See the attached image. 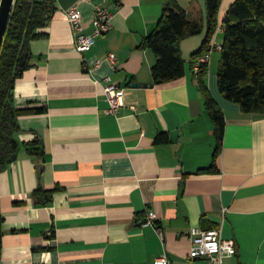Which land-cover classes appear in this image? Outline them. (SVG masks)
Returning a JSON list of instances; mask_svg holds the SVG:
<instances>
[{
	"label": "crops",
	"instance_id": "0c3cea01",
	"mask_svg": "<svg viewBox=\"0 0 264 264\" xmlns=\"http://www.w3.org/2000/svg\"><path fill=\"white\" fill-rule=\"evenodd\" d=\"M176 1L202 31L181 41L184 75L155 84L156 56L141 42L163 0H54L46 35L31 41L29 66L11 89L16 108L46 110L17 117L18 139L40 138L42 154L22 147L0 171V264H159L163 253L171 264H197L188 233L203 224L235 241L223 264H264V115L243 113L221 94L220 50L213 49L205 79L225 116L215 153L214 124L189 63L207 32L205 0ZM233 1L221 0L218 24ZM75 4L85 33L96 5L113 13L110 30L82 53L66 17ZM106 78L124 88L115 113ZM159 133L168 139L157 142ZM39 186L53 190L47 205L32 196Z\"/></svg>",
	"mask_w": 264,
	"mask_h": 264
},
{
	"label": "trees",
	"instance_id": "16d2710c",
	"mask_svg": "<svg viewBox=\"0 0 264 264\" xmlns=\"http://www.w3.org/2000/svg\"><path fill=\"white\" fill-rule=\"evenodd\" d=\"M220 3L221 0H205L207 32L199 49L191 54L189 62L204 99L205 112L214 124L215 153L222 145L225 116L207 87L205 78L208 65L201 64L197 72H194L193 66L199 56L211 50ZM54 11V0H14L0 49V171L17 158L22 147L31 155L42 154L40 138L28 143L18 139L17 117L43 113L46 108H16L11 89L29 66L31 41L46 35L44 28ZM221 25L224 29L217 71L219 90L227 100L239 104L243 113L264 115V0H234ZM201 31V21L190 18L176 0H163L155 28L141 42V47H149L156 56L151 68L153 83L161 84L184 75L181 41ZM167 139L165 133H159L156 137L157 142ZM52 193L53 190L39 186L32 196L37 205H47L51 202ZM3 221L0 207V260Z\"/></svg>",
	"mask_w": 264,
	"mask_h": 264
},
{
	"label": "built area",
	"instance_id": "2783aa9c",
	"mask_svg": "<svg viewBox=\"0 0 264 264\" xmlns=\"http://www.w3.org/2000/svg\"><path fill=\"white\" fill-rule=\"evenodd\" d=\"M116 1L118 3L120 0ZM112 16L113 13L107 7L96 5L92 19V30L89 33H85L81 24V10L77 4L67 9L66 17L74 33L75 50L81 53L89 50L93 46L96 37L110 30L112 27ZM223 29L224 27L218 24L214 36L217 32L223 31ZM211 46L210 51L197 58L193 66L194 72L200 69L201 64H208L209 56L213 49H221V44H213ZM107 60L114 65L116 60L114 53H108ZM96 64L98 65V62ZM106 81L104 94L109 103L108 111L115 113L124 105V88L109 81V78H106ZM131 108L135 109L133 105H131ZM154 218L155 213L149 211L147 222L152 224ZM188 237L191 242L188 257L190 260L199 259L200 261L197 264H223L224 258L230 257L236 252L235 241L232 238H223L220 228L202 229L200 227H192L188 233ZM156 261L159 264H171V260L165 253L158 256Z\"/></svg>",
	"mask_w": 264,
	"mask_h": 264
},
{
	"label": "water",
	"instance_id": "95a60500",
	"mask_svg": "<svg viewBox=\"0 0 264 264\" xmlns=\"http://www.w3.org/2000/svg\"><path fill=\"white\" fill-rule=\"evenodd\" d=\"M14 4V0H0V49H1V45H2V41L4 38V34L6 31V27L8 24V20L10 17V13L12 10ZM141 85V83L139 82H133L131 84V87H139ZM143 86H147V85H152V83L147 84V83H143ZM203 223L205 222V219L202 220ZM203 228L202 229H208V225L203 224Z\"/></svg>",
	"mask_w": 264,
	"mask_h": 264
}]
</instances>
